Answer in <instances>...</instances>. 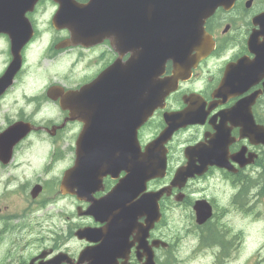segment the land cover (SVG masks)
<instances>
[{
	"label": "flooded vegetation",
	"instance_id": "af4514ba",
	"mask_svg": "<svg viewBox=\"0 0 264 264\" xmlns=\"http://www.w3.org/2000/svg\"><path fill=\"white\" fill-rule=\"evenodd\" d=\"M248 0H238L234 9L231 11L217 10L216 13L211 17L205 25L206 31L211 35L214 40L215 47L211 53L199 63L191 67L189 71V79L183 83H180L179 90L171 94L166 99V108L167 111H179L183 110L189 103L196 104V101H187L184 102L182 97L184 95H190L194 98H199L207 102L204 107V112H206L203 123L186 126L177 133L186 134L187 138L181 137L180 140L176 141V135L173 137V141L168 145V162L169 169L180 164L182 158L183 150L188 146L196 145L197 143H202L204 146H207L209 142L213 140L215 135L223 138L225 146V155H222V160L229 163L234 169L233 172L226 171L224 169H217L216 167H209L207 172L202 177H195L193 180L187 182L186 186L178 189L173 188L170 190L169 196L162 197L159 206L162 216L172 217L175 210L182 209L179 211L180 220H190L193 228L191 230L186 229V236L193 237L195 242L192 246V253H196L200 245H207L211 248L216 245L217 240H208L207 242L203 240L205 235H211L214 232L216 235L220 233V230L217 229L216 215L219 212V207L212 204V217L202 225L194 224L195 213L193 206L195 205L196 200H204L209 198L206 194L195 193L190 191L188 186L196 181L201 179H206L213 174H220L225 180L231 179L234 183L240 185H245V189L248 190L247 178L251 177L254 169L260 167L261 162L264 158V145L255 144V139L248 137L247 133L242 131V126H237L236 124H242L244 119L236 118L234 119V124L232 121H224L221 117L223 111L228 110L234 104H236L240 99L252 98L256 96V100L251 107V114L255 123L257 125L264 126V75H257L251 80H248V73L246 72L247 68L243 65L238 66V62L245 58L247 64H251L254 61V58L262 55V51L257 53H252L248 47V39L250 35L255 30V27L252 25L253 17L260 12V4L257 0H252L250 4L247 3ZM58 40L59 36L57 37ZM71 51L75 55V59L86 58L90 66H96L97 72H94L90 76L77 77L76 79H71L64 84V86L70 87L72 89H77L83 84L88 83L103 70L110 62H112L116 55L113 53L110 43L104 41L102 44L90 47L82 48L76 47L66 50L56 51V55L63 56L67 52ZM22 56V65L19 71L14 77V81L11 86L5 89L0 93V135L3 134L8 128L14 126V130L7 136L0 138V143L6 145L7 149L4 150L0 147V159H6V155L10 153V160L7 164H4L0 161V174L7 173L6 176L12 175L15 171L17 172L18 168H21L24 164V143L28 141L29 138H39V141L46 145L51 142L52 151L56 152L59 149V155L61 158H64L68 162V166L72 164L73 159L75 158L76 152V140L81 129V123L78 121H68L65 122L68 111L61 109L59 99L56 101H49L46 97V92L42 95L44 102L49 101L52 103V109L57 111L56 119H53L50 112H45L42 109L37 110L33 108L28 110V96L24 93V90L20 93L17 91L19 85L24 83V47L21 50ZM50 57V55H48ZM12 60L11 53L9 51V41L7 37L0 35V74L6 67L8 63ZM232 65L231 68V85L227 88L230 89L231 95L226 96L222 92L220 97L215 99L213 102L216 105L215 107L208 108L209 103L212 101V95L214 91L218 88L220 81L222 80L226 67ZM172 68L168 64L166 67V75L171 74ZM243 79V81H242ZM222 98L224 100H222ZM31 104H36L35 101H32ZM161 111H158L156 115H160ZM31 122L35 129L31 131L24 138V122ZM57 121V122H56ZM65 122V123H64ZM247 123V121H246ZM62 124V127H58ZM51 127H55L54 131H49ZM45 137L49 142H46L40 138ZM260 138V136H257ZM37 139V138H36ZM57 146V148H56ZM181 148V150H180ZM52 152V153H53ZM237 152H243L242 159L247 161L253 155L254 159L252 164L243 165L240 167L238 164L232 162L233 155ZM177 157L176 161L173 163L174 159ZM108 179V178H106ZM170 179H167L162 183L161 187L168 186ZM238 181V182H237ZM5 185H8V181H4ZM110 184L111 186H109ZM106 190L108 187H112L114 182L109 179L105 182ZM234 186V185H232ZM6 187V186H5ZM6 190L7 188H3ZM239 189L240 195H245L246 192ZM96 194V193H95ZM101 194H96L95 197H99ZM251 197V192L249 193ZM68 201L76 202L74 198L68 199ZM209 201V200H208ZM212 201V200H211ZM210 202V201H209ZM76 206H81L85 208L87 205L84 203H77ZM216 206V207H215ZM224 210L231 209L230 205H225ZM184 210H186L184 213ZM8 211L7 206L0 207V221H1V230L6 234H11V226H7L6 221H10L11 215L6 214ZM22 220L24 221V209L22 210ZM223 215H220V220ZM175 219V218H174ZM176 220V219H175ZM80 221V220H79ZM193 221V222H192ZM76 226V227H75ZM68 224L67 231L69 234L73 235L71 228H80V227H100L99 224H95L92 219L85 218V223H78L77 225ZM167 231V230H166ZM20 233H24V223H22ZM166 232L162 230L154 229L149 233V243L153 239L164 238ZM131 239V238H130ZM70 239L63 241L62 244H56L54 241L51 246L43 249L41 248L34 255L30 256L29 260L37 256L43 250L51 249V253L46 259H50L57 254H64L66 260L70 259L69 264H76L77 255L87 246H94L93 243H87L85 241H76L72 239L71 247L68 245ZM222 250H219V253L226 254L225 246ZM170 244H168V247ZM232 247V246H231ZM13 244L10 243V249L8 252H12ZM160 249L154 250V254L159 252ZM169 250V249H167ZM141 251H137V244L129 251L130 259L127 261V264H137L135 254H139ZM172 251H167L164 254H172ZM40 261V260H38ZM57 264H67L66 261H55ZM0 264H12V254H4L3 259H0ZM22 264V263H21ZM26 264V263H25ZM116 264H121V261H116Z\"/></svg>",
	"mask_w": 264,
	"mask_h": 264
},
{
	"label": "water",
	"instance_id": "95a60500",
	"mask_svg": "<svg viewBox=\"0 0 264 264\" xmlns=\"http://www.w3.org/2000/svg\"><path fill=\"white\" fill-rule=\"evenodd\" d=\"M35 1L0 0V9L11 11L16 16L15 11L19 7L23 4L30 6ZM55 1L61 6L60 14L56 19L66 21L71 17L75 19L71 23L75 29L74 23L80 27L83 33H87L86 30H94L101 33L103 37L111 38L113 36L115 41L124 46V51L132 53L131 59L127 63L129 68L126 73L125 69L122 73L134 80L135 88L139 89V83L146 85L144 89L140 88L141 92H145L144 99L147 101L144 107L145 111L141 113L138 123L144 121L150 114V111L147 112L148 109L152 110L156 105H159L168 93L167 88L158 81V77L164 72L166 62L171 61L179 75L182 68L189 62L186 54L196 49L199 55L192 57L193 62L204 55L208 47V39L203 35L205 19L212 15L216 8H228L233 2V0H90L88 6L76 7V4L71 3V0ZM69 3L72 4L71 9L66 7ZM70 11L74 12L70 15ZM175 76V81L180 79V76ZM114 90L116 93L117 90L115 88ZM105 91L107 90L105 89ZM113 99L107 95L102 103H105V100ZM92 129L86 125L82 134V143L85 140L94 141L87 145L85 152L88 156L78 155L76 167L67 171L63 177L61 192L73 193V188H77L76 193L80 197L87 195L89 198L88 194L96 188L102 176L107 173H117L120 167L127 171L135 168L136 170L131 171L126 178L121 180L115 191L109 195L115 197L108 199L106 203L100 202L93 205L88 212L100 221L111 218L112 221L109 222V225H113L114 229L119 224V222L117 223L119 217L112 213L106 214L105 210L109 211L111 203L117 198V208L120 203H124L121 210L124 211L125 216H122L121 220L123 228L126 229L132 224L133 218L138 215L141 209L150 213L149 206L151 204L145 201V198L136 202H133V199L137 192L144 187L149 177L147 172L164 163L163 156L152 146L146 147L145 153H141L134 131L121 133L122 136L124 135L121 145H118L117 140L114 144L109 142L107 147L109 155H114L105 156L108 153L107 149L99 140H95ZM110 131H112L111 128ZM170 133V128L165 129L159 139H165ZM119 138L122 139L120 135ZM97 155H99L98 158ZM83 179L87 183L82 184ZM135 179H137L134 186L136 191H132ZM197 212V221L199 222H203L209 214L207 210L203 209H197ZM102 235L98 230L93 232L83 229L77 232L80 239L90 236H96L97 239ZM124 235L125 233L122 234V236ZM122 236L116 238V243L123 242ZM110 258L111 254H106V248L101 246L92 254L87 251L82 252L79 259L89 260L88 264H106Z\"/></svg>",
	"mask_w": 264,
	"mask_h": 264
},
{
	"label": "rangeland",
	"instance_id": "374dc122",
	"mask_svg": "<svg viewBox=\"0 0 264 264\" xmlns=\"http://www.w3.org/2000/svg\"><path fill=\"white\" fill-rule=\"evenodd\" d=\"M51 8L48 6L46 9L42 11H46L47 14L51 12ZM43 16L42 18H44ZM67 59H62L61 61V69H58L60 71H54L52 74L44 73L43 75H39L40 79L42 81L41 86L38 88V90H44L43 85L47 83L52 75L55 74H61L62 76L68 72V68H63L67 66ZM38 61L37 59L32 60V64H36ZM42 67V69L45 71L46 68L48 70H51L52 65L51 64H45V63H38V66ZM34 66L28 70L26 73V80H24V83L19 85L17 88V91L20 93L24 90V93L31 94L32 90L34 89V78L35 74H33ZM50 76V77H49ZM78 77V74L73 77V79H76ZM57 77L54 76V79ZM38 79V77H37ZM153 134V129L145 130L142 134L143 139H148ZM26 144V143H25ZM24 144V145H25ZM28 145L24 147V178L22 177V174H20L19 170L16 172V176L18 178V181L12 183V188L14 191H12V194L9 195H3V199H1V193H0V207L3 206V204H7L10 206V212H20V209L24 203V225H26V228L24 229V252L21 249L16 250V252L13 251V254H24V257L26 255H30L31 253L35 252L40 246L41 243L38 241L37 236L43 233H48L49 231H52L55 229V227L59 228H65L64 223H69L66 220H69L70 216L74 214L73 207L69 206L68 203H66V208L61 209L55 205L46 206L45 209H41V211L32 213V210H35L38 208V205L36 204H29L30 197H29V190L30 185L32 181L35 179L31 178L33 176L34 178L37 176H34L33 171L37 169L35 161L42 160L49 156V151L51 149L50 144L44 148V152L42 150H33L31 147L27 148ZM27 160V163H26ZM67 163V162H66ZM54 164L50 165L49 168V176L52 169L55 167ZM46 166V165H45ZM63 164L58 163L56 167V171L54 172V175H60L61 171L63 170ZM42 169V168H41ZM35 172L36 175L43 174V171ZM31 182H28V181ZM24 181V186L28 184V187H24V190H15L19 188L18 182ZM46 191L48 192L47 195L39 199L40 203L43 199L49 198V193L52 191L51 187H46ZM1 192V188H0ZM24 196V197H23ZM24 198V199H23ZM68 218V219H67ZM174 218L179 221L180 216L179 212H177L174 215ZM226 224L229 226L231 230L234 228L236 229V240H234V245L237 246L236 253L234 254V257L231 256V261L228 264H246L251 261V264H264V224L261 222H253L251 220H244L239 213L238 210H232L227 215ZM39 221L41 224L39 225L36 223ZM65 221V222H64ZM17 222V221H16ZM177 224V225H176ZM171 227L172 229V238L177 237L179 234L177 232L178 228L180 230H183V224L176 223ZM182 241L180 242V245L174 254L176 256L178 263L177 264H207V260L210 259V255L213 254L210 249V251H207V254L200 253L194 257L188 256V252L192 250V246L195 243L191 236H184L181 238ZM33 242V244H32ZM6 246L3 247V249H0V256H3V254L6 253ZM176 249V248H175ZM174 249V250H175ZM207 257V259L203 260L202 256ZM252 259V260H251Z\"/></svg>",
	"mask_w": 264,
	"mask_h": 264
}]
</instances>
